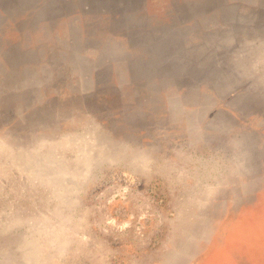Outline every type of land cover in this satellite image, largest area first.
<instances>
[{
	"label": "rangeland",
	"instance_id": "374dc122",
	"mask_svg": "<svg viewBox=\"0 0 264 264\" xmlns=\"http://www.w3.org/2000/svg\"><path fill=\"white\" fill-rule=\"evenodd\" d=\"M0 264H264V0H0Z\"/></svg>",
	"mask_w": 264,
	"mask_h": 264
}]
</instances>
